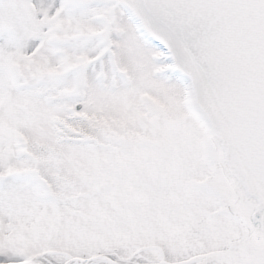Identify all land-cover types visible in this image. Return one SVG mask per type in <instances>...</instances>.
Segmentation results:
<instances>
[{
	"label": "rangeland",
	"instance_id": "rangeland-1",
	"mask_svg": "<svg viewBox=\"0 0 264 264\" xmlns=\"http://www.w3.org/2000/svg\"><path fill=\"white\" fill-rule=\"evenodd\" d=\"M156 124L183 157L189 142L200 149L209 138L185 83L116 0H0V264L96 254L177 261L222 243L187 252L169 208L158 222L93 194L95 141L140 138ZM183 187L176 197L201 199L199 187ZM217 202H200L201 212ZM235 218L223 247L246 233Z\"/></svg>",
	"mask_w": 264,
	"mask_h": 264
},
{
	"label": "water",
	"instance_id": "water-1",
	"mask_svg": "<svg viewBox=\"0 0 264 264\" xmlns=\"http://www.w3.org/2000/svg\"><path fill=\"white\" fill-rule=\"evenodd\" d=\"M186 85L221 167L207 181L247 229L211 257L264 264V0H116ZM117 264L108 254L82 258ZM6 264H43L26 259Z\"/></svg>",
	"mask_w": 264,
	"mask_h": 264
},
{
	"label": "flooded vegetation",
	"instance_id": "flooded-vegetation-1",
	"mask_svg": "<svg viewBox=\"0 0 264 264\" xmlns=\"http://www.w3.org/2000/svg\"><path fill=\"white\" fill-rule=\"evenodd\" d=\"M148 126L143 125V130ZM150 131L140 138L118 137L95 141L98 144L93 153L97 159L95 173L98 176L94 179L93 194L99 196L106 193L114 207L153 211V219L158 222L163 221L160 219V216H164L163 210L169 208L174 218L172 224L176 221L179 225L177 232L181 233L183 226L190 239L187 252L196 245L202 248L204 242L211 240L223 243L237 220L227 213L226 205L213 191L202 187V183L214 171L213 163L204 158L202 152L199 153L202 160H196L202 146L199 149L194 140L189 142V146H186L189 156L183 157L180 147L165 144L161 125L156 124V128ZM191 186L202 190L199 194L201 199H196L192 194L191 199L183 200L175 196V191ZM214 196L218 201V210L213 214L205 210L201 212L204 206L201 207L200 202ZM181 211L186 214L182 215ZM222 243L210 250L226 248Z\"/></svg>",
	"mask_w": 264,
	"mask_h": 264
},
{
	"label": "bare ground",
	"instance_id": "bare-ground-1",
	"mask_svg": "<svg viewBox=\"0 0 264 264\" xmlns=\"http://www.w3.org/2000/svg\"><path fill=\"white\" fill-rule=\"evenodd\" d=\"M244 234H246V233H243L242 235H240V237L244 236ZM231 248L235 249V246L232 245ZM110 257L113 258L115 261H117V264H142L138 261L137 255H133L132 257H129V258H117L114 255H110ZM36 260H38V262L43 263V264H58V263H55L53 261H50L46 256L38 257V258H36ZM11 262H14V261H11ZM63 264H83V263H82L80 258L72 257V258L68 259ZM88 264H114V263H112L109 260L97 259V260L91 261ZM144 264H166V263L164 261L160 260L159 262L151 261V262L144 263ZM191 264H227V263L224 261L223 258L214 256V257L204 259L201 261H195Z\"/></svg>",
	"mask_w": 264,
	"mask_h": 264
}]
</instances>
